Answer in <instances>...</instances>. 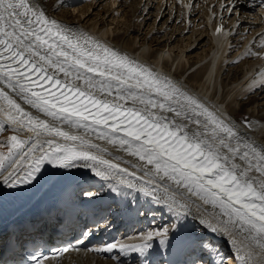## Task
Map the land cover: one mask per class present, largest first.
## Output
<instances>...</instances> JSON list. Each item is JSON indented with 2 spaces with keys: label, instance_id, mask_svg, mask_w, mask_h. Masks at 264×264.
<instances>
[{
  "label": "snow or ice",
  "instance_id": "6c2138e0",
  "mask_svg": "<svg viewBox=\"0 0 264 264\" xmlns=\"http://www.w3.org/2000/svg\"><path fill=\"white\" fill-rule=\"evenodd\" d=\"M260 76L250 88L264 85V72ZM241 123L256 128L247 117ZM5 130L12 134L0 141V190L28 191L51 180L64 191L83 169L80 179L114 182L110 191L117 195L121 188L136 191L177 220L195 208L201 225L228 238L240 264H264V125L257 143L180 83L50 17L37 0H0V132ZM45 166L54 171L42 175ZM96 195L82 189L77 198ZM28 235L26 229L0 235V247L24 259L34 243ZM157 237L164 247L184 239L174 222L139 243L88 251L135 252L146 261ZM198 244L201 255L191 264H205V256L207 264H224L210 242ZM53 259L33 252L27 264Z\"/></svg>",
  "mask_w": 264,
  "mask_h": 264
},
{
  "label": "bare ground",
  "instance_id": "6f19581e",
  "mask_svg": "<svg viewBox=\"0 0 264 264\" xmlns=\"http://www.w3.org/2000/svg\"><path fill=\"white\" fill-rule=\"evenodd\" d=\"M80 1L81 0H37V3H40L45 9V11L47 12V14L52 18H54L52 14H54L55 10L57 11L64 7L66 9L68 8L69 9V13L67 12L68 14L63 13L61 14V17H55L54 19H57L65 24L74 25L76 28L87 32L88 34L99 39L102 42L108 43L110 46L114 47L115 49L119 50L122 53L129 55L131 58L137 60L138 62L144 63L148 65L149 67L150 66L153 67V69L156 72L167 75L168 77L172 78L176 82L180 83L191 93L199 96L201 99L205 100L210 105L218 108L221 112L229 115L237 123L242 133L251 137L252 139H255L257 143L260 142V136H261L260 128L262 125H264V85L259 86L257 83L252 88H250L249 86L253 84V81H257V80H250L251 81L250 83L248 84H245V83L255 73L256 70L261 72L262 71L261 66L264 65L262 61H260L259 64H256L258 61L257 59L258 56L263 55V52L259 51V49L256 54L257 61L255 59L253 62L247 60L248 54H246L247 52H249V49L253 45H256L259 47L262 44L261 40L264 38V35L256 39H253V41L251 40H252V37L256 36L260 30L259 25L256 26L254 24L259 22L260 26L261 24H263L262 26H264V17H259L258 15L256 16L252 14L251 13L252 11L250 10L249 7L242 6L239 3L240 0H223V3L227 1L229 5H235L234 7L235 11L231 15L235 16L238 12L242 16L244 15L253 16L254 20H252L251 23H248L245 26H243V28L239 26L235 28V26L237 25L236 22L238 20L245 19V18L242 17V18H238L235 20V18H231L232 16H229L227 17L228 24H225L223 28H221V31L217 33L216 31L217 27L214 26L215 25L214 19L213 21H211L209 17H207V12H206V8L208 6L206 4L207 0H194L193 4H196V7L198 9L200 8L201 13H200L199 20L200 22L202 21L203 26L205 27L207 36L209 38L208 39L209 41L208 43H210L209 53L211 54L209 56V53L206 52V54L207 53L208 54L206 55L205 63L202 66H200L198 70H196L197 73H194L195 72L194 71L193 72L194 74H193L191 71L193 75L188 76L187 81H182L179 79V77H176L175 74L171 73L170 68L168 67L169 62L172 60V56L169 50H165L164 48H159L152 55L150 54V44L148 42H145L143 40L138 47H135L134 46V44L136 43L135 39L130 40L127 38L128 36L126 35L114 36L115 31L118 28L116 26H113V23H115L118 19H122L123 16L121 18L119 17L117 19H112L111 23L106 26H103L101 24V22L104 19V17H102L104 13L107 14V13H110V11H116L114 13L111 12L110 14H112V16L114 15V17H117L119 13L118 8L128 5L129 3H131L128 6L132 8L134 18L138 19L140 17V16L138 17V14H139L138 12L140 11L138 8L140 6V3L143 0H85L84 2L86 3L84 6H82L81 8L80 7L76 8V6L79 4L78 2ZM156 1H157L156 14L157 15L160 14L159 17H161L163 16L162 14H164V11H166V7H165V10L164 9L162 10V6L164 5L163 0H156ZM213 1L214 0H211L210 2H213ZM98 2L99 4L96 6ZM219 2L220 0L217 1V4ZM99 5H101V7H104V9L102 8L99 9V12L97 13L96 18L90 21L87 20L85 23L86 28L80 25V22H84V20L89 17L90 14L88 15V13L89 12L92 13V11L94 10V7L95 6L98 7ZM167 5H169L168 7L172 8L171 6L175 5L174 0H169ZM147 7L146 8L144 7L143 10H141V12H144L147 9ZM170 8H169V14H172L171 13L172 11H170ZM174 8H175V13H177L174 23L178 22L179 24L181 21L183 22L181 26L182 31L180 32L182 33L186 29L185 26L190 27L191 25L194 24L195 20H197V17H195L194 19V16H192L194 13V6L192 5L191 11L188 12V15H186V11H184V9H182L177 4L175 5ZM110 14L108 15V18L111 16ZM175 15L176 14H174V16ZM78 16L80 20L82 19V21L79 20L78 22H72V20L68 19V18L74 17V19L78 20ZM100 16L102 18H100ZM225 17L226 15L224 16V18ZM166 18H168V16ZM133 21H135V19ZM230 24H234V28H232V32H231V29H229ZM168 25L170 26L171 24H168ZM197 25L200 27V24H197ZM191 29L193 30V27ZM246 29L248 30L247 32L248 34L245 35V37H243V39L245 40L238 45L237 44L234 45L233 43L234 40L232 41V38L236 37L239 31H241L240 33L243 34ZM167 30H168L167 31L168 33L171 32L170 28H167ZM187 30L188 28L186 29V32ZM186 34H189V33L187 32ZM230 34L232 35L230 36ZM190 39H192V36L190 37ZM188 43H191V42H188ZM188 43L183 48V51L185 52H181L182 50H180L179 54L175 55V57L173 58V61H177L176 65L178 66V68L180 66H184L185 64H187L188 59L187 57H184V54L189 52L190 50L189 51H186V50L190 47L192 48L193 46V45H189ZM233 48H236L235 52L239 53V56H240L236 60L234 67L240 68V71L239 73H233L232 76H229L233 68L225 66V64H223L222 61L225 59L226 56L227 57L229 56L228 51H230V49H233ZM234 57L235 55H232L229 57L228 60L231 61L230 59H234ZM210 62H212L213 65H215L216 69L215 70L212 69L207 74V70L210 66ZM244 65H246V69L243 68ZM242 68L244 70H242ZM205 74H206V77L204 76ZM175 77L177 79H175ZM252 91L257 92V94L259 96H263V98L261 99H258L257 97L249 98L242 104L239 101L238 97L242 96L243 94L252 92ZM232 104H234L233 108L231 107ZM237 105H239L240 111H250L251 114L260 113L258 117V124H259L258 135L250 131L249 129L245 128L244 125L239 120L236 119L235 109ZM45 167L47 171L42 172V175H48L49 173L54 171L53 169L50 168V166H45ZM84 171L85 170L81 169L80 172L77 173V179L74 180L69 186L67 197H70L69 198L70 202L72 203L74 202V199L76 195L78 194V191H81L82 189L89 188L90 190H93L92 192L96 193L102 188L103 189L106 188L108 190V193L112 192L110 191V189L113 186L114 182L101 181L98 178L80 179V175ZM45 183H46L45 186L43 187L41 192L38 194V196L35 199H32L31 203L34 202L33 205L37 204V202L40 199H43L46 203H50L52 201L53 202L58 201L57 198L60 195L61 189L59 187L53 188L51 180L45 181ZM77 184H79V186H77ZM75 191H77L76 194L74 193ZM14 192L18 194L13 195ZM24 193L25 191L22 189L20 190H8V189L0 190V214H1L0 230L4 227V224L8 223L9 220L12 219L14 215H16L14 214L12 216H8L4 218V215L2 214L3 213L2 210L5 209L9 205L15 204L17 200L22 198ZM100 194L96 195L90 201L94 202L95 200H97L100 197ZM102 194L106 195V193H102ZM117 196L124 198L121 201L122 203L129 202V206L132 207L133 210L137 211L145 201H146L145 206H149L150 210H153V211L159 210L156 213L152 212L150 214L149 212V215L144 214L140 218L141 223L143 222L144 225H142V230L139 234L134 233V226H131L124 231H121V235L119 237L120 238L119 243H125V244L139 243L140 239L147 232L159 231L161 227H163L164 225L170 222H174V221L175 223L177 221V224L181 225V235H187V236L194 235V232L197 229L195 228V229L190 230L189 228L192 225L190 226L185 225V223L189 219H194L195 221L199 223V217L201 213L197 211L195 208L191 210L190 215H188L187 217H182L181 219L177 220L173 216V214L170 213L165 207H163L160 204H157L150 197L142 196L136 191H132L126 188H121ZM136 206L137 208L135 209ZM27 207H29V204L27 205ZM147 223H149L148 227L145 226ZM153 228H157V229L154 231H151V229ZM205 229L202 230L201 234L205 235L206 236L205 238H208V242L212 244V251L214 253V258L217 261L220 258H223V260H226V264H240V261L236 258L235 250L232 248L231 244L228 242V238L221 236L219 233H212L208 229L206 230ZM196 240L197 239H194V241ZM151 243H152V248L147 254L146 261H145V258L140 257L139 253H135V252L130 253L127 256H120L118 254L116 256H118L119 259L118 260L113 259V261L108 260L109 258L113 257L111 253L105 254L104 255L105 259H102V258L98 259L92 256L83 255L81 257H78L77 261L75 260V262H72L74 258L70 256L67 258H64L61 261L60 260L58 261H59V264H146V262L147 264H162L160 261H154V259H157L156 253L161 248H164V246L160 245L158 237L155 238ZM195 245L198 248V253L201 255V250H200L198 242H196ZM93 250L95 249L93 248ZM47 264H51V263H47ZM55 264H57V262ZM205 264H207V260H205Z\"/></svg>",
  "mask_w": 264,
  "mask_h": 264
},
{
  "label": "rangeland",
  "instance_id": "374dc122",
  "mask_svg": "<svg viewBox=\"0 0 264 264\" xmlns=\"http://www.w3.org/2000/svg\"><path fill=\"white\" fill-rule=\"evenodd\" d=\"M82 1V2H81ZM80 2H78L79 4L76 6L77 7H82L85 5L86 2H84L85 0H81ZM164 5L162 6V10H165L166 7V11H164V14H162L163 16L159 17V15L156 14V10H157V1L156 0H143L140 3L139 6V14H138V19L134 18L133 16V11L132 8H130L128 5H130L131 3H129L128 5H125L123 7H119V13L117 15V17H114V15L112 16V14H110L111 12L114 13L116 11H110V13H104V15L102 17H104L103 21L101 22V24L103 26H106L108 24L111 23L112 19H117V18H121L123 16L122 19H118L115 23H113V26H116L118 29L115 31V35L114 36H128L127 38L130 40L135 39L136 43L134 44L135 47H138L140 45V43L144 40L145 42H148L150 44V54H154V52H156L159 48H164L165 50H169V52L171 53L172 56V60L169 62L168 67L170 68L171 73L175 74L176 77H179V79L181 78V80L183 81H187L188 76L193 75L194 73H197L196 70L199 69L200 66H202L205 63V59H206V55L209 53V48H210V43H208V36L205 30V27L203 26L202 21L200 22L199 17H200V8H196V4H194V13L192 16L197 17V20H195L194 24L191 25L190 27L185 26V28L187 30V32L189 34H186V29L184 32L180 33L182 30V21L178 24L174 23L175 17L177 16V13H175V5L171 6L172 8L168 7L169 5H167V3L169 2V0H163ZM152 3V4H151ZM99 4V2L96 4V6ZM145 5V6H144ZM148 5V7H147ZM94 7V10L92 11V13H88L89 17L86 18L84 20V22H80V25L84 26L86 28V21L87 20H93L96 18L97 13L99 12V9L102 8L104 9V7H101V5H99L98 7ZM147 9L144 12H141V10H143V8ZM150 8V9H149ZM169 8L170 11H172V14H169ZM69 13V9L67 8H61L60 10H55L54 14H52V16L55 17H61V14H68ZM111 15L108 18V15ZM174 14H176L174 16ZM157 15V16H156ZM196 15V16H195ZM168 16V18H166ZM69 17V15H68ZM100 16V18H102ZM135 21H133L134 19ZM69 20H72V22H78L79 16H78V20L74 19V17L72 18H68ZM99 19V18H98ZM74 20V21H73ZM82 21V19L80 20ZM137 21V22H136ZM169 21V22H168ZM168 22V23H166ZM199 22V23H198ZM89 23V22H87ZM155 23V25H154ZM239 23L241 25H243L244 20L239 21ZM134 24V25H133ZM163 24V25H162ZM168 24H171L170 26ZM200 24V27L197 25ZM154 25V26H153ZM197 26V27H196ZM203 26V28H202ZM193 27V30L191 29ZM167 28H170L171 32H167ZM199 31H198V30ZM192 30V31H191ZM202 30V31H201ZM247 30V29H246ZM245 30V31H246ZM251 31V30H250ZM241 31H239L238 33H240ZM248 32V30H247ZM127 33V34H126ZM167 33V34H166ZM238 36L232 38V41L234 40V45H238L240 43H242L245 39H243V37L245 36H241V33L238 34ZM248 34V33H247ZM243 35H245L243 33ZM192 36V39H190V37ZM191 42V43H188ZM187 43L189 45H193L192 48H188L186 51H189L187 53L184 54V57H187V64H185L184 66H180L178 68V66L176 65L177 61H173V58L175 57V55L179 54L180 50H182L181 52H185L183 51V48L187 45ZM254 46L256 47V50L254 48ZM212 47V46H211ZM258 46L253 45L250 49L249 52H247L246 54H248V59L249 61L253 62L254 59L256 60V54L258 52L257 49ZM212 49V48H211ZM210 49V50H211ZM236 48L230 49V51H228V57L226 56L225 59L222 61L223 64H225V66L233 68L229 74V76H232L233 73H239L240 68H236L235 63L236 60L240 57L239 53L235 52ZM257 51V52H255ZM162 52V51H161ZM159 52V53H161ZM164 52V51H163ZM206 52H208L206 54ZM211 53H209L210 56ZM235 55L234 59H230L231 61H229V57ZM228 60V61H227ZM257 61V60H256ZM145 62V61H144ZM151 67V66H150ZM153 68V67H151ZM244 69H246V65L243 66ZM242 68V70H244ZM192 71V73H191ZM164 72V70H163ZM223 73V72H222ZM189 74V75H188ZM257 97L258 99L263 98V96H259L257 94V92L252 91L246 94H243L242 96L238 97L239 101L243 104V102H245L246 100H248L249 98H255ZM231 106V105H230ZM234 104H232V108H233ZM236 114L235 117L237 120H239L240 122L247 117V119L256 126V128L254 130H250L252 132H254L255 134L258 135V131H259V124H258V117L260 115L259 114H251L250 111H240L239 110V105L236 106ZM12 132L9 130H5L3 132H0V141H4L6 139L7 136L11 135ZM171 223V224H170ZM168 224L170 225H165L164 228H171V226L173 225L172 222H170ZM196 226H191L189 229H195ZM193 231V230H192Z\"/></svg>",
  "mask_w": 264,
  "mask_h": 264
}]
</instances>
